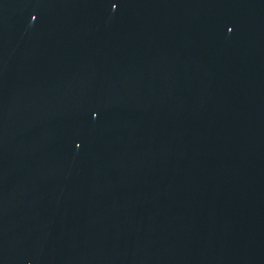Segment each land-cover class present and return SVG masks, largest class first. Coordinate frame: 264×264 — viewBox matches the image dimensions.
<instances>
[{"label": "water", "instance_id": "water-1", "mask_svg": "<svg viewBox=\"0 0 264 264\" xmlns=\"http://www.w3.org/2000/svg\"><path fill=\"white\" fill-rule=\"evenodd\" d=\"M0 264H264V0H0Z\"/></svg>", "mask_w": 264, "mask_h": 264}]
</instances>
